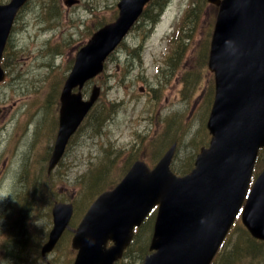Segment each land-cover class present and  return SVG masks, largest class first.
<instances>
[{"label":"rangeland","instance_id":"1","mask_svg":"<svg viewBox=\"0 0 264 264\" xmlns=\"http://www.w3.org/2000/svg\"><path fill=\"white\" fill-rule=\"evenodd\" d=\"M118 1L78 0L68 6L64 0H29L16 19L3 55L7 78L0 83V199L7 196L0 201V264H45L40 248L51 228L50 209L54 202H71L76 225L87 207L77 204L88 193V173L108 166L114 186L133 159L152 160V165L171 141L177 142L173 167L179 170L208 143L213 74L206 57L216 8L206 0H153L104 71L85 85V96L92 85L101 87L94 114L70 139L60 164L47 171L61 84L92 31L117 16ZM162 4L151 27L148 20ZM17 100L21 102L13 110ZM104 103H112L110 116L97 126V117L107 112ZM161 137L169 141L160 145ZM262 159L254 177L264 168V154ZM235 225L221 248L225 255L243 244L239 217ZM151 230L148 219L120 263L142 262L137 245L148 247ZM71 236L69 230L48 255L52 264L72 263ZM258 249L253 264H264V244Z\"/></svg>","mask_w":264,"mask_h":264},{"label":"water","instance_id":"2","mask_svg":"<svg viewBox=\"0 0 264 264\" xmlns=\"http://www.w3.org/2000/svg\"><path fill=\"white\" fill-rule=\"evenodd\" d=\"M26 1L0 4V58L15 15ZM147 1L120 0L117 18L94 32L77 52L59 94L48 171L99 97L96 85L83 97L85 82L103 70L104 60ZM208 1L218 5L207 60L215 80L206 123L208 145L182 176L170 169L176 143L152 169L136 159L114 188L93 200L78 223L71 238L77 249L73 264H113L133 238L134 226L156 204L151 252L141 264H210L241 206L243 224L253 237L264 239V169L248 189L259 148L264 147V0ZM4 77L0 65V81ZM72 213L71 203H53L52 226L41 246L43 258L68 227Z\"/></svg>","mask_w":264,"mask_h":264},{"label":"trees","instance_id":"3","mask_svg":"<svg viewBox=\"0 0 264 264\" xmlns=\"http://www.w3.org/2000/svg\"><path fill=\"white\" fill-rule=\"evenodd\" d=\"M161 8H162V5L160 6V8H158L157 12H155V14L153 15V18H150L148 20V23L154 24L158 20V15H159ZM190 13H192V10L190 11ZM186 16H187V13L183 17L181 25L183 24V21L186 18ZM179 46H181V43H179ZM174 54H178V53L175 52ZM104 107L106 108L107 112H103L100 116L97 117V119H96L97 126H101L104 123V121L110 116V110L112 109V103H104ZM93 114H94V112L90 113L88 115V117H92ZM160 139H161L160 145H163L164 144L163 142L165 140L169 141V138H166V137H161ZM171 142H173V141H171ZM151 143H154V141L150 140L149 144H151ZM263 154H264V149L260 151L257 168L262 165V162H260V161L263 160L262 159ZM189 166H190V164L187 165V167H184V168H181L180 170H175V171L185 173L186 171H188ZM108 172H109V167L105 166L102 168L101 171H94L92 173H88L89 178H87L88 181L85 184L86 185L85 189L88 190L86 198H85V200L81 201V203H79V204H77V202L75 203V204H77V207L79 209L86 207L88 205L89 201L93 198V196L97 192H99L103 189L109 188L114 184L113 180L110 179V175ZM20 233H22L21 229H20ZM241 235H242V239H243V244L233 245V247H232L231 251H229L230 253L228 255H225L227 252H224L222 250L221 253L218 255V257L214 260V262L212 264H217L219 262H220L219 264H253L255 258L257 257V254H258V250H259L258 245L260 243H263V242H257L256 240L251 238L245 230H242ZM138 236H136V237H138ZM135 242H136V239L134 241V244H135ZM134 244H132L128 248V250L126 252V256L129 252H131ZM14 251L15 250H13L12 254L17 255L14 253ZM136 251L139 253V256L141 258H143L144 255L148 252V248L146 247V245H143L141 247L137 245ZM17 259H19V258H17ZM21 264H25V263L21 262ZM129 264H132L131 261Z\"/></svg>","mask_w":264,"mask_h":264},{"label":"bare ground","instance_id":"4","mask_svg":"<svg viewBox=\"0 0 264 264\" xmlns=\"http://www.w3.org/2000/svg\"><path fill=\"white\" fill-rule=\"evenodd\" d=\"M17 101H18V102L15 104V106H14L13 110H17V108H18V105H19V104H20V102H21L20 100H17ZM24 223H25L26 225L28 224V222H27L26 220L23 222V224H24ZM23 224H22V225H23ZM19 225H21V224H19ZM22 225H21V226H22ZM26 227H27V226H26Z\"/></svg>","mask_w":264,"mask_h":264},{"label":"clouds","instance_id":"5","mask_svg":"<svg viewBox=\"0 0 264 264\" xmlns=\"http://www.w3.org/2000/svg\"><path fill=\"white\" fill-rule=\"evenodd\" d=\"M6 197H7V196H6ZM6 197H4V198H6ZM4 198L0 199V201H2ZM0 217H2V218H0V221H2V220H3V215L0 214Z\"/></svg>","mask_w":264,"mask_h":264}]
</instances>
